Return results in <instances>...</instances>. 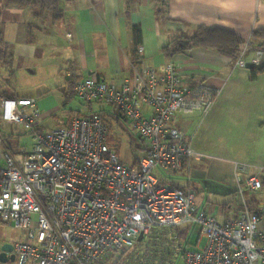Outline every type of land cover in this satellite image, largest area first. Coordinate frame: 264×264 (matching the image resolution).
Masks as SVG:
<instances>
[{
  "label": "built area",
  "instance_id": "built-area-1",
  "mask_svg": "<svg viewBox=\"0 0 264 264\" xmlns=\"http://www.w3.org/2000/svg\"><path fill=\"white\" fill-rule=\"evenodd\" d=\"M137 50L139 63H132L121 83L74 81L76 94L89 105H115L139 131L143 152L131 163L108 142L103 108L42 129L36 97H0L1 117L23 125L34 140L0 162V221L24 230L13 243L14 264H93L118 253L117 264H169L173 254L182 264H264V206L254 210L245 203L237 217L220 221L198 209L193 191L153 173L156 167L181 171L193 156H203L175 119L207 114L218 89L207 82L189 85L173 62L162 72L142 64L144 47ZM263 60L264 50L250 39L235 65ZM238 181L243 195L241 176ZM245 185L261 189L259 173ZM187 224L199 226L201 247L182 248L176 233L166 230Z\"/></svg>",
  "mask_w": 264,
  "mask_h": 264
},
{
  "label": "crops",
  "instance_id": "crops-1",
  "mask_svg": "<svg viewBox=\"0 0 264 264\" xmlns=\"http://www.w3.org/2000/svg\"><path fill=\"white\" fill-rule=\"evenodd\" d=\"M5 2L0 0L3 37L14 52L13 62L16 58L26 61L17 73L40 88L38 94L13 95L37 98L40 128L55 126L48 123L49 117H54L63 101H70L73 95L67 94L75 80L92 77L121 83L131 75L136 52L132 25L138 24L142 29L140 45L144 47L140 63L162 72L173 62L189 85L207 82L219 91L207 114L197 111L175 119L203 156H193L183 170L174 172L182 173L179 180L169 183L193 191L198 209L220 221L237 217L245 203L254 210L261 208L264 201L257 206L256 199L246 194L262 188H246L245 182L255 173H264V72L252 79L250 68L236 66L235 59L214 49L196 46L175 52L170 46L175 37L194 35L200 26H207L235 31L244 39L243 47L255 29L264 28V0H169L171 21L156 16L154 0H60L64 19L59 23L36 18L29 7L6 6ZM42 44L52 45L53 60L38 58ZM44 53L48 56L47 51ZM253 55L255 52L250 51L249 56ZM35 59L44 63L28 66ZM52 65L54 72L50 73ZM5 67L1 65L0 76ZM44 82L50 89L44 90ZM77 96L75 92V100ZM79 112L71 113L64 124ZM14 124L0 121V162L10 135L14 150H19L16 133L9 134ZM238 176L245 187L244 198L237 192ZM186 226L190 225L180 227ZM260 227L264 228V219ZM170 230L174 234L177 229Z\"/></svg>",
  "mask_w": 264,
  "mask_h": 264
},
{
  "label": "rangeland",
  "instance_id": "rangeland-1",
  "mask_svg": "<svg viewBox=\"0 0 264 264\" xmlns=\"http://www.w3.org/2000/svg\"><path fill=\"white\" fill-rule=\"evenodd\" d=\"M52 49H53L52 45L42 44L38 58L43 57V58H50L51 60H53L54 56ZM44 51H47L48 56H45ZM34 63L36 65L43 64L44 61L43 60L36 61L35 59L28 66ZM24 64H26V61L24 59L16 58L14 59L13 65L9 66L8 68L5 67L4 75L0 76V86L6 89L10 94L28 95L31 93L38 94L40 92V88L38 84H34L30 82L28 78H25V76L20 77V74L17 73V69L20 66L25 67ZM53 72H54V65H52L50 69V73ZM43 85H44V90L50 89V87L46 84V82H44ZM71 97L72 98H70L69 102L63 101L60 105H58L59 111L57 110L56 112L57 115L54 114V117H52L53 115L50 116L48 123L53 124L55 126L64 124L70 118L71 113L77 112L78 109L81 110V112L79 113L88 114L91 111H99V109L104 108L106 109V112L104 113V120L109 127L108 135L114 140L113 141L114 144L119 145L120 151L116 149L117 146L112 144L110 145H112L117 151L121 153V156L126 163L133 162L137 157H139L142 154L143 143L141 142V134L139 133L138 130L133 128L130 119L123 117L119 113L112 114L113 112H111V110L113 111V108L116 107L115 105L110 104L107 101H96L92 105L93 110H91L89 103L81 99L79 96L76 97V100L74 96ZM116 109L118 108L116 107ZM179 118H181V116H179ZM2 119L0 118V121ZM49 126L50 128L52 127L51 125ZM9 130H10L9 134L16 133L15 139L16 141H19L20 146L24 145L26 147H31L33 145L34 142L33 137L31 136V133H29V131L26 130L23 125L16 123L14 125H11ZM1 131L2 133L4 132L3 130ZM239 172H241V170H239ZM153 173L158 177V179L161 182H169L171 179L176 180L177 182L179 180L178 176L182 174V173L177 174L172 171L163 170L160 167H156L153 170ZM260 174L261 173H259V175ZM260 177L264 178V173L261 174ZM237 192L238 195L241 196L242 198L245 197V195L243 196L239 190H237ZM246 196L248 198L250 197L255 198L256 199L255 202L258 203L257 206H261L262 205L261 202L264 201V191L262 189L258 191H249L246 194ZM197 199L198 201H200L198 197ZM243 202L244 199L242 200V204ZM263 206L264 204L261 207ZM190 226L193 227H191L189 230L188 238L177 242V245L179 244L182 248H197L198 240L201 234L200 228L199 226H195V225H190ZM23 234H24L23 229L16 228L13 224L2 223L0 221V245L5 242L14 243L17 240L23 238ZM203 240L204 239L202 238L201 242ZM201 242L199 243L200 245ZM118 256L119 253L116 254L114 258L107 257L104 258L103 260L94 262L93 264H117L116 258H118ZM169 264H182L181 256L179 254H173L169 259Z\"/></svg>",
  "mask_w": 264,
  "mask_h": 264
},
{
  "label": "trees",
  "instance_id": "trees-1",
  "mask_svg": "<svg viewBox=\"0 0 264 264\" xmlns=\"http://www.w3.org/2000/svg\"><path fill=\"white\" fill-rule=\"evenodd\" d=\"M154 1H155L156 16H158V18L161 19L162 21L164 20L171 21L168 16L169 0H154ZM5 5L6 6L17 5L22 8L29 7L33 9L34 16L36 18H43V20L45 21L47 19H51L52 23H59L64 19V11L61 7L60 0H6ZM2 29H3V21L0 18V69H1V65L6 67L12 66L13 57H14V52L11 49V45H9V43L3 37ZM132 33L134 37L135 50H136L133 58V63H139V55H138L137 47L142 42L141 26L138 24H133ZM243 43H244V39L238 33H236L231 29H226L223 27L200 26L194 35L182 34L175 37L174 40L172 41L171 44L172 46L170 47L175 52H180L192 47L203 46L214 49L221 54L236 59L241 51ZM251 43L252 45L258 46L262 50H264V28H258L252 32ZM165 49L167 50V47ZM250 71H251L252 79L258 78V76L264 72V60L260 64L254 65L252 68H250ZM71 88L72 89L69 92V94H67V97L68 95L74 96L75 94L73 85L71 86ZM3 96L15 97V95L10 94L7 91H3L0 86V97ZM90 109L93 110L92 106H90ZM100 112L104 117V113L106 112V109L103 108L102 110H100ZM111 112H113L112 114L118 113L116 108H113V111L111 110ZM12 137L13 136L10 135V138L5 139V146L7 152L15 153L17 151L14 150ZM113 141L114 140L108 135V142L112 145L117 146L116 149L120 151L119 145L114 144ZM262 189H264V178H262ZM249 207L253 209V206H249ZM176 229H177L176 236L179 239V241L188 238L190 226L179 227V228L176 227ZM166 230L170 231V229H166Z\"/></svg>",
  "mask_w": 264,
  "mask_h": 264
},
{
  "label": "water",
  "instance_id": "water-1",
  "mask_svg": "<svg viewBox=\"0 0 264 264\" xmlns=\"http://www.w3.org/2000/svg\"><path fill=\"white\" fill-rule=\"evenodd\" d=\"M254 64L249 62L246 67L252 68ZM143 238V233L139 239ZM14 248L13 243L5 242L0 246V264H14L15 254L12 252Z\"/></svg>",
  "mask_w": 264,
  "mask_h": 264
},
{
  "label": "flooded vegetation",
  "instance_id": "flooded-vegetation-1",
  "mask_svg": "<svg viewBox=\"0 0 264 264\" xmlns=\"http://www.w3.org/2000/svg\"><path fill=\"white\" fill-rule=\"evenodd\" d=\"M1 245H2V244H1ZM1 245H0V246H1Z\"/></svg>",
  "mask_w": 264,
  "mask_h": 264
}]
</instances>
